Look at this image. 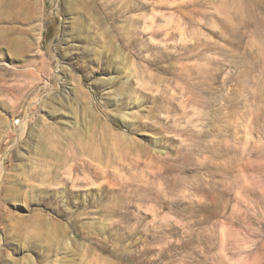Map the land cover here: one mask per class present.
<instances>
[{"label": "rangeland", "instance_id": "obj_1", "mask_svg": "<svg viewBox=\"0 0 264 264\" xmlns=\"http://www.w3.org/2000/svg\"><path fill=\"white\" fill-rule=\"evenodd\" d=\"M0 5V264H264V0Z\"/></svg>", "mask_w": 264, "mask_h": 264}, {"label": "bare ground", "instance_id": "obj_2", "mask_svg": "<svg viewBox=\"0 0 264 264\" xmlns=\"http://www.w3.org/2000/svg\"><path fill=\"white\" fill-rule=\"evenodd\" d=\"M22 4V13L18 12L19 17L30 19L32 15L36 16L39 14V10L35 6L33 0H20ZM3 0H0V5ZM38 10V11H37Z\"/></svg>", "mask_w": 264, "mask_h": 264}]
</instances>
